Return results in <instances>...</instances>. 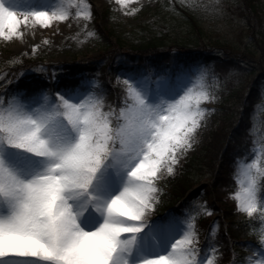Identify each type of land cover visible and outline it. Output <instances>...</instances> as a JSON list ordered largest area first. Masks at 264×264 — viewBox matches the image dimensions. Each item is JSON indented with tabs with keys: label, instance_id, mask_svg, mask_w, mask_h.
<instances>
[{
	"label": "snow or ice",
	"instance_id": "snow-or-ice-1",
	"mask_svg": "<svg viewBox=\"0 0 264 264\" xmlns=\"http://www.w3.org/2000/svg\"><path fill=\"white\" fill-rule=\"evenodd\" d=\"M118 3L127 10L131 0ZM180 3L210 15L225 10L221 0ZM70 17L90 21L89 0L23 10L0 0V40L22 41L30 18L50 27ZM85 29V38L98 37ZM208 75L206 66L155 82L122 74L124 95L107 109L97 80L54 94L0 96V264H218L200 248L198 217L213 211L207 202L183 219H147L160 199L157 181L176 173L207 126L213 109L204 105L217 99ZM234 177L237 210L264 216V147L251 161L238 157ZM259 241L242 264H264V229Z\"/></svg>",
	"mask_w": 264,
	"mask_h": 264
},
{
	"label": "rangeland",
	"instance_id": "rangeland-1",
	"mask_svg": "<svg viewBox=\"0 0 264 264\" xmlns=\"http://www.w3.org/2000/svg\"><path fill=\"white\" fill-rule=\"evenodd\" d=\"M14 2L23 10L29 7L50 8L57 0H14ZM89 3L93 12L90 21L70 17L59 26L53 23L51 27H41L39 24L32 25L30 18V27L21 25L24 30L22 41L0 40V96L7 100L10 93L25 92L29 87H33V94L44 89L54 94L65 87H75L85 79L97 80L101 85L98 91L102 90L106 94L107 109L110 106H119V101L124 95L123 80L117 81V77L122 74H146L155 82L159 76L175 75L183 68L206 66L209 73L206 78L207 84L213 89L217 99L205 103L204 106L213 111L208 114L207 126L201 130L198 143L186 155L181 156L180 163L176 165V173L165 174L157 181L162 189L160 199L147 219L149 222L170 216L183 219L187 213L195 212L202 202H207L213 211L211 214H202L198 217L200 248L205 258L213 253L217 256L218 246L204 244L206 237L209 234L213 235L216 241L219 234L225 235L227 220L223 218L226 213L235 211L239 217L247 215L237 210V201L230 195L239 190L238 177H234L237 158L243 157L251 161L258 154V149L264 147V101L261 100L264 91L251 84L254 77L247 78L249 74L247 72L251 70L264 72L263 61L258 59L251 62L249 55L243 54L241 49L247 44L250 45L245 42L251 40L250 36L255 35L257 29L264 31V23L255 21L256 27L253 30L248 29L243 19L247 12L244 0H221L225 5L223 15L193 11L183 7L180 0H131L127 10L118 3V0H89ZM170 4H175L176 12L165 7ZM132 8H137L138 11L131 13ZM85 26L87 30L94 29L98 37L85 38ZM196 28L201 29L214 40L211 48H197L190 53H182V50L173 46L179 37H182L181 39L188 37L190 30ZM150 39L159 40L166 45L168 60L158 61L155 56L146 55L143 64L130 63L135 57L129 54L136 53L131 49ZM225 42L229 44L226 47L229 51L220 48ZM34 45H38L35 50ZM24 56L40 61L41 64L35 68H29L30 65L26 64L28 68L21 70ZM113 57L115 60L112 61ZM226 61H232L237 66L243 65L245 70L243 72L237 70L231 74L230 90H228L229 83L224 84L222 78L210 69L215 62L227 64ZM243 82L247 85L243 91L244 108L247 106L245 103L250 100L258 104L254 109L248 106L247 112L241 109L235 124L237 128L232 132L227 144L221 147L215 167L217 172L211 176L190 175L186 190L191 191L182 207H173L165 213L161 212L162 192L168 184L165 180L181 175L185 165L202 152L203 147L210 140V135L226 123L227 118L222 115L226 107L225 95L240 87ZM217 84H219L218 88ZM179 190L182 191L180 187ZM170 191L171 189L169 193ZM228 206L232 209L228 210ZM201 218L208 224L200 223ZM259 250L260 241L259 248L255 252ZM232 252L227 264H241L246 257L252 255H237L233 249Z\"/></svg>",
	"mask_w": 264,
	"mask_h": 264
},
{
	"label": "trees",
	"instance_id": "trees-1",
	"mask_svg": "<svg viewBox=\"0 0 264 264\" xmlns=\"http://www.w3.org/2000/svg\"><path fill=\"white\" fill-rule=\"evenodd\" d=\"M245 5L247 7V12H245V17L243 16V19L248 25L249 30H253L256 27L255 21L257 23H264V0H244ZM259 10H257V8ZM259 28V26H257ZM257 29V28H256ZM255 29V30H256ZM264 32V31H263ZM261 31V29H257V33L255 35L250 36L251 40L247 41L245 43H249L250 45H245V47H241L243 49V54L249 55L251 62H255L258 59H261L262 67H264V33ZM189 36L186 38L181 39L180 37L175 41L174 45L182 50L184 53H190L193 50L197 48H211L214 45V40H212L209 36H207L201 29L196 28L191 29L188 33ZM252 35V34H251ZM165 44L161 43L159 40H146L141 45H138V47L135 48L136 52L138 54H146L149 52H155L160 51L163 49ZM229 46L227 42L222 43L220 45V48L224 51H229ZM236 50V48H235ZM29 64V65H35L38 64L37 61L31 59V58H24L23 63ZM227 64H223L221 62L216 63V67L219 71L228 73L227 70H225V67L230 68V64L235 65L232 61H226ZM231 62V63H230ZM235 68H238L240 72L245 71L244 67L242 65H235ZM264 71V70H263ZM247 78L254 79L251 80L252 85L262 86L263 77L259 76L258 72L254 69L249 72ZM244 74V73H243ZM246 77V76H245ZM261 77V78H260ZM231 85H229L230 88ZM247 88L246 83L242 84L240 87H238L235 90H232L229 95H225L226 99V107L223 110L224 118H227L226 123L217 131L213 132L210 135V140L206 144L205 147H203L202 152L195 157H193L186 165L185 169L183 170L182 174L176 178L171 179L168 182L169 186H173V193L172 198L170 197L169 202L166 203L165 209L173 204H175L179 199H181L186 190L188 184V178L192 174H197L202 176H206L207 174L211 175L213 174L216 166V161L218 160V157L220 156L221 147L227 143L228 136L231 133V129L234 128L235 125V112L240 102H242L244 97V90ZM179 187L182 189V191L179 190ZM190 188V187H188ZM174 197V198H173ZM225 219L227 220L228 224V231H229V238L230 237H248L251 235V232L253 233L254 230L251 229V225H257V221L246 222L237 220L236 216L232 213H226ZM252 230V231H251ZM228 240V239H227ZM228 241L225 243V248H223V256L224 259H227L229 257V248H228ZM222 264V263H220Z\"/></svg>",
	"mask_w": 264,
	"mask_h": 264
},
{
	"label": "bare ground",
	"instance_id": "bare-ground-1",
	"mask_svg": "<svg viewBox=\"0 0 264 264\" xmlns=\"http://www.w3.org/2000/svg\"><path fill=\"white\" fill-rule=\"evenodd\" d=\"M54 24H56V25H61V24H63V22H61V21H56V22H54ZM51 27V26H50ZM25 93H26V95H30V94H33L34 93V89H33V87H29V88H27V90H25Z\"/></svg>",
	"mask_w": 264,
	"mask_h": 264
}]
</instances>
